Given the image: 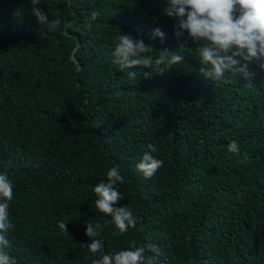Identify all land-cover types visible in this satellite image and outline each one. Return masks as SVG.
Returning a JSON list of instances; mask_svg holds the SVG:
<instances>
[{
    "label": "trees",
    "instance_id": "16d2710c",
    "mask_svg": "<svg viewBox=\"0 0 264 264\" xmlns=\"http://www.w3.org/2000/svg\"><path fill=\"white\" fill-rule=\"evenodd\" d=\"M78 3L41 0L49 21L61 20L50 31L30 0H0V172L14 184L10 255L17 264H92L99 258L85 245L92 223L102 225L107 253L135 240L159 248L158 264H264V70L253 62L249 79L204 77L201 42L187 31L174 35L166 0ZM92 10L99 16L86 29ZM157 27L163 42L153 38ZM121 31L150 43L145 55L155 59L166 47L184 60L163 73L121 71L112 62ZM233 140L239 154L227 150ZM150 143L163 166L148 178L136 165ZM112 166L124 177L116 206L137 217L123 234L96 209L92 191Z\"/></svg>",
    "mask_w": 264,
    "mask_h": 264
},
{
    "label": "clouds",
    "instance_id": "9594fccd",
    "mask_svg": "<svg viewBox=\"0 0 264 264\" xmlns=\"http://www.w3.org/2000/svg\"><path fill=\"white\" fill-rule=\"evenodd\" d=\"M30 3L31 13L40 24L47 25L50 31L60 28L61 20L56 18L49 21L48 14L39 7L41 0H30ZM69 3L79 6L78 0H69ZM163 14L175 18L174 35L177 38L187 31L193 41L201 42L196 52L203 65L199 72L204 77L228 83L225 73L230 72L240 73L249 79L255 74L249 71V64L253 62L264 70V0H166ZM98 16L99 12L92 10L83 26L91 29L92 22ZM152 35L153 38L160 37L163 42L165 33L157 27ZM115 41L112 62L121 71L144 66L163 73L184 60L182 55L166 47L159 50V56L155 59L145 55L152 51V45L130 33L121 31ZM126 75L129 80H135L137 74L126 71ZM143 75L150 78L148 72ZM147 149L150 151L144 152L136 168L150 178L163 166V161L151 154L158 151L155 144H148ZM227 150L239 154L240 146L233 140L227 145ZM246 159L245 153L241 162ZM106 176V182L101 180L92 189L96 195L95 207L110 216L111 223L123 234L130 227L136 228L137 217L127 206H116L123 199L118 188V182H124L119 166L108 168ZM13 198L14 184L7 172H0V264H17L8 251L11 247L8 234L15 228L9 214V202ZM59 227L67 231L65 223L61 222ZM85 234L90 238V242L85 243L89 252L99 257L92 264H158L159 248L153 243L138 245L132 240L127 248L107 253L103 239L98 238L102 234V225L88 223ZM149 252L156 255H149Z\"/></svg>",
    "mask_w": 264,
    "mask_h": 264
}]
</instances>
